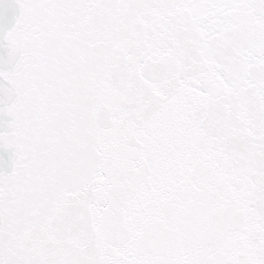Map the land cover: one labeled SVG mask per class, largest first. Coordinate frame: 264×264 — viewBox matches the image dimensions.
Instances as JSON below:
<instances>
[{
    "label": "snow or ice",
    "instance_id": "obj_1",
    "mask_svg": "<svg viewBox=\"0 0 264 264\" xmlns=\"http://www.w3.org/2000/svg\"><path fill=\"white\" fill-rule=\"evenodd\" d=\"M0 264H264V0H0Z\"/></svg>",
    "mask_w": 264,
    "mask_h": 264
}]
</instances>
